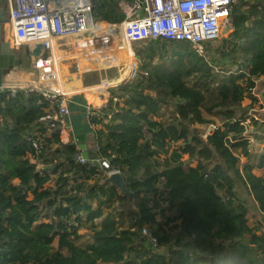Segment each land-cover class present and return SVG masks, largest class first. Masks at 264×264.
<instances>
[{
	"label": "trees",
	"instance_id": "16d2710c",
	"mask_svg": "<svg viewBox=\"0 0 264 264\" xmlns=\"http://www.w3.org/2000/svg\"><path fill=\"white\" fill-rule=\"evenodd\" d=\"M102 2L95 0L94 15L113 21L115 4ZM229 19L230 33L209 60L190 45L179 51L181 43H151L140 55L151 58L157 49L161 63L138 64L136 78L118 88L126 99L97 131L101 155L138 202L140 216L127 228L121 213L117 219L109 211L115 196L125 197L98 184L103 173L75 163L76 145L58 139V125L49 130L50 123L41 121L56 103L37 92L0 93V264H264V239L246 219L250 208L264 218V179L253 173L264 169V153L250 161L241 106L244 99L253 106L254 80L264 78V0H237ZM232 65L246 72L231 73ZM162 105L172 118L152 120ZM203 110L223 121L205 139L194 128L208 124ZM31 151L41 170L30 162ZM241 157L247 159L243 165ZM142 225H154L157 249L134 231Z\"/></svg>",
	"mask_w": 264,
	"mask_h": 264
},
{
	"label": "built area",
	"instance_id": "2783aa9c",
	"mask_svg": "<svg viewBox=\"0 0 264 264\" xmlns=\"http://www.w3.org/2000/svg\"><path fill=\"white\" fill-rule=\"evenodd\" d=\"M112 1L115 4V19L109 22L94 15L95 0H6L9 20L13 27V46H26L30 53H33L38 45L41 46L39 55L22 76L23 85L11 87L10 96L22 90L26 94L37 92L43 98L55 102L56 110L41 118V121L50 123L49 130L55 124L58 125V139L62 143L71 142L76 145L79 152L73 156L75 163L97 168L104 177L120 172L110 169L108 159L101 155V140L97 131L101 125L112 120L117 112V106L124 100L119 95L111 94L112 89L125 85L127 81L130 82L138 72V65L133 59L132 45H147L161 40L190 44L195 51H199L203 46L221 39V30L230 22L231 6L237 2V0ZM101 24L105 26L104 29L101 28ZM124 43L131 47L133 67L130 73L120 85L109 84L103 89H96L98 101L87 97L83 100L84 118L94 133L92 156L87 155V158H84L82 150L71 141L72 137L67 130L65 119L69 115L68 101L71 97L86 96V92L64 90L66 79L62 77L60 80L57 74L58 67L52 66L54 64L52 52L68 48L70 52L87 51L102 55L104 52L113 51L125 54L128 58L127 52L120 49ZM72 63L75 67H72ZM63 64L78 74L96 69H85L81 72L75 60L63 61ZM242 124L245 127L244 123ZM32 146L37 152L40 143L34 140ZM32 151L28 152L30 162L37 170H41L43 167L36 163L35 152ZM151 199L149 203H152ZM153 229L154 225L153 227L142 225L139 232L152 249H157ZM259 236L264 239V223L261 224Z\"/></svg>",
	"mask_w": 264,
	"mask_h": 264
},
{
	"label": "rangeland",
	"instance_id": "374dc122",
	"mask_svg": "<svg viewBox=\"0 0 264 264\" xmlns=\"http://www.w3.org/2000/svg\"><path fill=\"white\" fill-rule=\"evenodd\" d=\"M103 2H105L106 0H102ZM102 2V3H103ZM107 10V8H106ZM100 12H103V10L101 9ZM97 15V14H96ZM104 13H100V15H97L96 17L103 19ZM230 33L229 30H226V28L224 27L221 30V39L219 41L213 42L211 44H208L207 46H203L199 51H195L192 46L190 44H186V43H181V45L179 46V51H184L186 49L185 45H190L189 47L192 48L196 53H198L199 55L203 56L206 58V60H209V58H212V55L214 54V50L219 48L222 45V40L224 38H226L228 36V34ZM164 42V41H162ZM151 44H147V45H132V50L134 51V60L137 63V65L142 61H149L151 63V65H157L160 62L159 57L160 54L158 53V50L156 49L154 51V54L151 56V58L147 57V54L143 53L142 55H140L142 53V51H144L145 49L147 50L150 47ZM156 45V44H155ZM174 45V44H173ZM153 46V45H152ZM157 46V45H156ZM121 47V46H120ZM131 49V47H130ZM152 49H154V47H152ZM148 51V50H147ZM70 52V50H69ZM82 52V51H79ZM77 51H71L70 53H79ZM87 53V51H85ZM108 52H112L111 55H101L99 56V61L98 62H94V60L92 59V57L90 56H86L83 59H79L77 62V64H79L78 67H81L82 70H89V69H93L95 67H108L106 69H103V71H95V72H82L83 74H80V78L81 81H85L86 84H99L101 85V81H112V80H119V79H123L124 76L129 74L130 70H127L125 73H123V67H133V59L131 60V63L129 64L130 59L127 58V56L125 54L122 53H115L113 51H108ZM107 52V53H108ZM114 53V54H113ZM168 55V53H167ZM171 56V54H169ZM115 62L117 63L115 65ZM129 64V65H128ZM64 66H67L66 64H64ZM116 66V67H115ZM118 66V67H117ZM72 67H75L74 64L72 63ZM139 67V66H138ZM74 69L71 68H67V73L73 71ZM219 70V69H218ZM217 70V71H218ZM224 70V69H223ZM221 71V70H219ZM246 72L244 69H242L239 65H232L229 68V72L231 73H235V72ZM138 72L136 73L135 77L130 81L132 82L136 76L138 75ZM124 74V75H122ZM120 76V78H119ZM84 78V79H83ZM107 81V82H108ZM115 81V82H116ZM129 81L126 82L130 83ZM192 82L189 81V84H191ZM255 83V87L252 90V95L256 98V102L253 103V106H250L251 101L249 99H244L241 103L242 108H244V110H247V118L246 121L244 122V136L248 139V150L250 155L252 156L250 161L253 162L254 161V157L259 156L260 154L264 153V99L261 96V93L264 91V78H259V79H255L254 80ZM111 85V84H110ZM116 85V84H114ZM120 87V86H119ZM119 87L113 88L111 91V94H115V95H119L121 96L124 100L126 99L125 95L122 94V92L120 90H118ZM124 100L120 103V105L124 102ZM160 117L156 118V119H152V120H156L159 121L160 119H162V121H169L172 118V113H171V109L166 107V106H161V110H160ZM202 115L203 117L208 121V124L205 125H194V128H196L202 139H205L210 132L214 131L217 127H220L222 122L221 118L218 115L215 114H208L206 113L204 110L202 111ZM102 127V125L100 126ZM98 134V133H97ZM181 141H179L176 144H170L169 146V150H168V154L164 155V154H160L159 157H157V161L158 162H162V160L166 157L169 156L170 153L174 152L175 149H177L179 146H181ZM187 159L188 156L186 154H183L181 156V161H183L184 163H187ZM247 161V159L245 157H241L240 158V165H243L245 162ZM192 166H195V162H191L190 163ZM253 173L258 176V177H262L264 179V169L261 170H257L254 169ZM104 179V178H103ZM103 179H99V183L101 184V181ZM96 176L91 180L86 182L88 187H91L92 185H94L97 181ZM14 182V180H10V184H12ZM102 187L101 189H108V186H100ZM110 188V187H109ZM118 191H115V194L117 195ZM120 196H124L122 193L119 192ZM116 197V196H115ZM113 199V203L111 205V208H109V211L113 212V214L115 215V217L117 219H119V214L121 213V222H122V227L127 228L130 227L131 225H136L137 222V215L140 216L139 213V208H138V202L135 198H131L129 200L126 199V197L122 200V199H117L115 198ZM152 198V197H151ZM150 198V199H151ZM152 203H149L148 206L149 207H153L155 206V204H157V201L155 200V198H152ZM94 205H95V201H93ZM156 219H162L161 215H156ZM246 219H247V224L249 227L251 228H256V234L260 235V229H261V224L264 223V218L259 215L256 211V209L250 208L249 212L246 215ZM174 224H170L169 230H171L173 233V229H171V227H173ZM145 226V225H144ZM153 227V225H150ZM139 227L135 226L134 227V231H136V233H138ZM79 234H81L83 236V240L81 242H85L88 239V231L86 228H82L79 229ZM179 232V228H177L175 230V233ZM140 233V232H139ZM141 235V234H140ZM142 236V235H141ZM144 237V236H142ZM148 242L146 241L144 243L145 246H147ZM53 248L56 247V240H54V242L52 243ZM159 253H162L161 249L158 250Z\"/></svg>",
	"mask_w": 264,
	"mask_h": 264
},
{
	"label": "crops",
	"instance_id": "0c3cea01",
	"mask_svg": "<svg viewBox=\"0 0 264 264\" xmlns=\"http://www.w3.org/2000/svg\"><path fill=\"white\" fill-rule=\"evenodd\" d=\"M101 28L104 29V26L101 24ZM127 52L128 59L131 58V49L130 47H125L124 44L120 47ZM70 49L66 48L63 51L55 50L52 52V59L54 67H58L57 74L59 79L62 77L68 80H65L63 88L64 90H70V92H80L85 91L86 96L76 97L72 96L68 101L69 115L65 119L67 130L71 135V141L76 143L82 151H85L87 155H92V147L94 144V133L91 131L90 127L87 125V122L84 118V104L83 100L87 98L91 100H97L98 96L96 94V89H103L105 86L114 83L116 80L112 81H101V87L93 86V84H86L83 80L81 81L80 74L76 71H71L67 73V68L64 66L63 61H70L83 59L86 56H91L94 62H98L99 56L96 52H79V53H70ZM107 52H104V54ZM112 53V52H109ZM102 54V55H104ZM108 55V54H105ZM111 55V54H109ZM32 53H30L29 48L26 46H13V27L9 20V12L6 4V0H0V93L8 91L11 87H18L23 82L22 76L29 70L31 62L34 60ZM129 61V64L131 63ZM117 63L115 62V65ZM128 64V65H129ZM79 66V64H78ZM116 67V66H115ZM118 67V66H117ZM97 70H96V69ZM95 71H103L108 67H95ZM125 72L130 70L129 67H124ZM90 70V69H89ZM79 71H82L79 67ZM124 72V73H125ZM124 75V74H122ZM125 77V76H124ZM84 79V78H83ZM99 85V84H96ZM90 86H93L90 88ZM88 87V88H87ZM105 92V98L106 93ZM101 128V127H100ZM99 128V129H100ZM98 129V130H99ZM16 184L17 180L12 179Z\"/></svg>",
	"mask_w": 264,
	"mask_h": 264
},
{
	"label": "water",
	"instance_id": "95a60500",
	"mask_svg": "<svg viewBox=\"0 0 264 264\" xmlns=\"http://www.w3.org/2000/svg\"><path fill=\"white\" fill-rule=\"evenodd\" d=\"M41 50V46L38 45L36 47V49L34 50V52L32 53V56H34V60L37 58V56L39 55V52ZM123 83V82H122ZM120 83H118V85H120ZM262 98L264 99V91L261 93ZM82 156L84 158H87V153L85 151H82ZM101 184H108L110 186L115 187L120 193H122L127 200L130 199L131 194L127 188V184L123 178V176L120 173H113L107 177H104V179L101 181Z\"/></svg>",
	"mask_w": 264,
	"mask_h": 264
},
{
	"label": "bare ground",
	"instance_id": "6f19581e",
	"mask_svg": "<svg viewBox=\"0 0 264 264\" xmlns=\"http://www.w3.org/2000/svg\"><path fill=\"white\" fill-rule=\"evenodd\" d=\"M124 44H126V43H124ZM105 54H111V53L108 52V53H105ZM125 77H127V75H126ZM125 77H123V79H124ZM96 101H98V99H97Z\"/></svg>",
	"mask_w": 264,
	"mask_h": 264
}]
</instances>
